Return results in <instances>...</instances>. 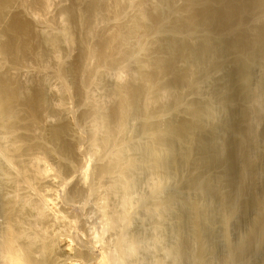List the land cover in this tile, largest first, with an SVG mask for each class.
<instances>
[{
	"label": "bare ground",
	"instance_id": "6f19581e",
	"mask_svg": "<svg viewBox=\"0 0 264 264\" xmlns=\"http://www.w3.org/2000/svg\"><path fill=\"white\" fill-rule=\"evenodd\" d=\"M150 253L264 264V0H0V264Z\"/></svg>",
	"mask_w": 264,
	"mask_h": 264
},
{
	"label": "rangeland",
	"instance_id": "374dc122",
	"mask_svg": "<svg viewBox=\"0 0 264 264\" xmlns=\"http://www.w3.org/2000/svg\"><path fill=\"white\" fill-rule=\"evenodd\" d=\"M63 197H64V192L62 191V190H60V192H59V198H60V200H62L63 199ZM74 207L76 208V210H73L74 209ZM80 208V206L79 205H74L73 207H72V212H75L76 214H77V212H78V215H80L82 212L81 211H79L78 209ZM86 213H87V216L89 217L90 216V218H88V221H87V227L88 228H91L90 229V231L91 232H93L92 230L93 229H95L96 228V226H95V222H96V217L95 216H93V214L91 213V211H86ZM91 222V223H90ZM95 226V227H94ZM151 258H150V257ZM149 258L148 257H144V262L147 264L148 262V264H150V262L152 261V256H151V253L149 254Z\"/></svg>",
	"mask_w": 264,
	"mask_h": 264
}]
</instances>
